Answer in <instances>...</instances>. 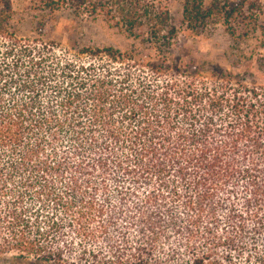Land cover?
<instances>
[{
	"label": "trees",
	"instance_id": "trees-1",
	"mask_svg": "<svg viewBox=\"0 0 264 264\" xmlns=\"http://www.w3.org/2000/svg\"><path fill=\"white\" fill-rule=\"evenodd\" d=\"M239 1L185 0L184 23H229ZM151 12L132 0L123 27L148 26L162 61L69 56L16 35L0 0V258L264 264V86L168 60L178 32Z\"/></svg>",
	"mask_w": 264,
	"mask_h": 264
},
{
	"label": "rangeland",
	"instance_id": "rangeland-1",
	"mask_svg": "<svg viewBox=\"0 0 264 264\" xmlns=\"http://www.w3.org/2000/svg\"><path fill=\"white\" fill-rule=\"evenodd\" d=\"M11 1L14 16L10 26L24 39L53 43L69 56L91 48L122 53L135 50L145 56L160 57L161 61L164 59L149 44L143 43L149 37L148 26L137 30L135 35L139 38L124 30L123 16L132 0H48V6L52 5L55 11L42 7V0ZM135 1L152 11L151 18L167 13L170 29L174 27L178 32L172 42L171 56L166 55L168 60L175 58L188 66L204 69L209 81H213V75L226 72L248 84L264 86V0H246L243 11L233 15L241 23L230 17L229 23L221 18L210 19L206 28L198 31L188 29L184 23L185 0ZM229 1L233 3L230 9L241 5L239 0ZM210 3L211 0H206L205 4L208 7ZM250 3L260 10H248ZM249 20L251 23L247 24ZM15 255L12 252L2 256L0 264H22L14 261ZM234 264H244V260L238 258Z\"/></svg>",
	"mask_w": 264,
	"mask_h": 264
}]
</instances>
